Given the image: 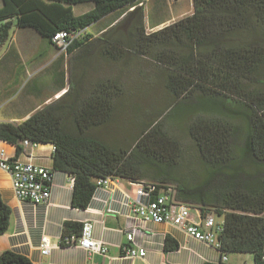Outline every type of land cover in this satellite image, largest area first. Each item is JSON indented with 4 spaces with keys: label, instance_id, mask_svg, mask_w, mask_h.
I'll list each match as a JSON object with an SVG mask.
<instances>
[{
    "label": "trees",
    "instance_id": "trees-1",
    "mask_svg": "<svg viewBox=\"0 0 264 264\" xmlns=\"http://www.w3.org/2000/svg\"><path fill=\"white\" fill-rule=\"evenodd\" d=\"M146 1L2 0L1 42L15 27L36 31L50 45L58 32L83 31L68 55L86 47L97 49L107 62L149 58L162 67L173 101L132 142L111 145L91 131L111 122L124 88L107 78L84 96L71 78L59 100L21 123L0 122V140L14 145L17 157L25 140L53 145V171L74 180L73 208H88L101 178L154 184L157 192L170 187L178 201L222 222L217 236L222 253H249L255 264H264V0H192L190 15L152 33L146 29ZM85 3L94 8L75 15L74 6ZM123 9L122 21L100 38L84 34ZM187 113L197 153L185 162L182 146L163 126ZM148 171L156 178L150 179ZM10 218L0 194V235ZM83 227L65 222L61 245L70 246L67 239L79 237ZM0 264L32 262L7 251L0 253Z\"/></svg>",
    "mask_w": 264,
    "mask_h": 264
},
{
    "label": "crops",
    "instance_id": "crops-1",
    "mask_svg": "<svg viewBox=\"0 0 264 264\" xmlns=\"http://www.w3.org/2000/svg\"><path fill=\"white\" fill-rule=\"evenodd\" d=\"M146 2L148 3L149 0ZM0 3L2 6V0H0ZM93 8V3H85L74 6L73 10L75 15L79 16L91 11ZM125 14V9L113 12L89 26L84 30V34L91 35V40L100 38L108 29L117 25ZM165 23L166 20L154 18L149 30L151 32L157 31L163 28L164 26H161ZM14 29L12 44L0 60V85L17 78L19 75L27 76V71L34 79L38 78L39 75H45L47 68L50 66L49 63L60 66L52 61H44L46 54H39L41 57L37 61L25 63L23 60L24 54L26 55L27 52L33 49L35 50L38 46L40 48L43 44V38L32 29H19L16 27ZM30 37H33L34 42L37 41V45L29 43L31 42ZM48 46L52 47L54 45L48 43ZM85 48L75 50L71 56L72 58L78 56L79 60L75 63L81 65V69L86 71V66L91 60V57H89L91 53L100 56V52L97 49ZM77 65L71 67L69 78H64V74L61 78L55 73L48 74L51 80L56 81V78L58 79L55 86L54 83L51 84V94L47 92L42 96L37 91L31 93L29 98L33 100V104L30 105V109L23 112L17 108V105L0 110V122L21 123L45 105L59 100L69 88L74 68L77 69ZM26 68L28 69L26 70ZM60 68L62 69V67ZM88 70L89 67L87 72L84 71L83 76L73 81L79 83L84 92L87 90L85 85L86 78L89 77ZM48 85L47 83L44 86L48 89ZM37 98L39 100H36ZM1 149L6 151L9 159L22 161L31 159L39 166L53 169L55 148L51 144L25 147L24 152L18 157L16 147L10 143L0 140ZM115 180L116 184L110 190L95 191L88 208L80 210L71 206L74 187L73 178L66 173L56 171L54 172L49 205L34 207L29 203H23L16 199L11 176L0 168V194L3 201L11 209L9 228L4 234L0 235V253L7 251L17 253L27 257L32 264H219L221 262L225 264H255L254 256L249 253L227 254V260L223 261V254L217 248L191 237L177 227L157 223H147L143 226L140 221L129 219L131 207L137 201L138 183L122 178H116ZM124 197H128L129 206L124 205L126 202ZM192 215L195 219L198 218L197 211L193 210ZM65 222L81 223L83 226L90 223L94 239L107 244V257L100 254H93L89 257L86 251L78 246H62L61 240ZM128 225L139 226L141 230V233L135 237V241L130 243L125 232ZM43 235L49 236L52 245L47 256H43L40 252ZM127 245L144 249L146 255L135 259L124 257L123 248Z\"/></svg>",
    "mask_w": 264,
    "mask_h": 264
},
{
    "label": "rangeland",
    "instance_id": "rangeland-1",
    "mask_svg": "<svg viewBox=\"0 0 264 264\" xmlns=\"http://www.w3.org/2000/svg\"><path fill=\"white\" fill-rule=\"evenodd\" d=\"M144 6L148 33H152L149 27L154 18L168 20L161 26L163 27L172 24L184 16L190 15L193 11L192 0H149ZM14 31L15 29L12 28L7 41H0V60L12 44ZM122 31H124L123 28ZM30 40L31 42L29 43L31 45L33 43L37 45V41L34 42L33 37H30ZM42 42L43 47L40 46L39 48L38 46L35 50L33 49L27 52L26 55L24 54V62L37 61L41 57V54H46L44 61H52L60 66L58 67L49 63L50 66L47 68L45 75H39L38 78L34 79L27 71V76L19 75L17 78L0 85V110L17 105V108L23 112L30 109V105L33 104V100L29 98L31 93L37 91L42 96L47 92L51 94V84L54 83L55 86L58 83V79L56 78V81L51 80L48 76L50 73L51 75L53 73L57 74L59 78L64 74V78H69L71 67L77 65L75 62H71L72 56L63 53L55 46L49 47L47 41L44 39ZM89 57H91V60L89 59V64L86 66L87 69L89 67V77L86 78L87 82L85 85L88 91H90L94 83L107 78L117 80L125 91L116 105L111 122L106 126L92 130L91 133L108 144L125 146L139 137L146 126L150 122L159 119L160 114L171 105L173 96L165 87L166 76L162 67L155 64L149 58L134 57L128 63H114L101 59L95 53H91ZM80 66L77 65V69L74 68L72 74L73 81L87 72V69L85 71ZM60 67H62L63 72ZM47 83L49 84L48 89L44 86ZM83 95L85 96V92H83ZM36 100H39V98ZM189 117L190 114L187 113L184 119L180 121L171 122V120L167 119L163 126L168 134L182 146V159L185 162H187V158L197 153L196 146L188 134V126L191 121ZM146 174L150 179L156 178L153 171H148ZM150 179L147 177V180Z\"/></svg>",
    "mask_w": 264,
    "mask_h": 264
},
{
    "label": "built area",
    "instance_id": "built-area-1",
    "mask_svg": "<svg viewBox=\"0 0 264 264\" xmlns=\"http://www.w3.org/2000/svg\"><path fill=\"white\" fill-rule=\"evenodd\" d=\"M82 31H61L54 35V46L63 53L68 52L69 47L78 39ZM24 147L35 146L28 140L23 141ZM0 168L6 171L12 179L14 196L20 202L29 203L34 207L49 205L52 195V184L54 179L53 169L39 166L31 159L22 161L9 159L4 149L0 150ZM116 178L107 177L96 181V191H108L114 184ZM137 201L131 207L129 219L140 221L144 226L147 223L167 224L185 231L191 237L211 245L221 251V243L217 240L222 231V222H218L214 215L201 216L199 210L193 209L187 204L175 198V191L168 187L157 192L154 184H137ZM124 205L129 206L128 197H124ZM197 211L198 218H194L192 212ZM124 232V231H123ZM128 242H134L135 237L141 233L139 226L128 225L126 228ZM70 246H78L86 251L91 257L100 254L107 257V244L97 241L93 237L92 225L86 223L79 237L73 235L67 239ZM52 245L49 236L43 235L40 243V252L43 256L49 255ZM222 253V251H221ZM124 257L135 259L144 257L146 251L127 245L123 248ZM223 254V261L227 255ZM41 264V263H37Z\"/></svg>",
    "mask_w": 264,
    "mask_h": 264
}]
</instances>
